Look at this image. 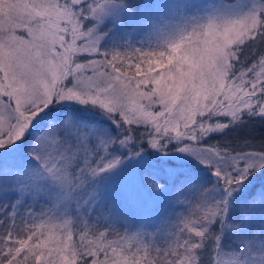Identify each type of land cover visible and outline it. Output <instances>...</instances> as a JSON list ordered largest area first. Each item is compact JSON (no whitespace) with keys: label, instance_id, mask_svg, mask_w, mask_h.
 Here are the masks:
<instances>
[{"label":"snow or ice","instance_id":"obj_1","mask_svg":"<svg viewBox=\"0 0 264 264\" xmlns=\"http://www.w3.org/2000/svg\"><path fill=\"white\" fill-rule=\"evenodd\" d=\"M0 264H264V0H0Z\"/></svg>","mask_w":264,"mask_h":264}]
</instances>
